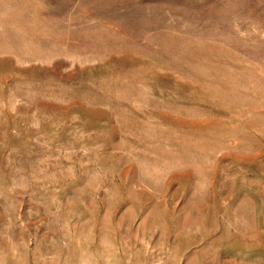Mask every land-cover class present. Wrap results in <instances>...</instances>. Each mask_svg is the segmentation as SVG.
Masks as SVG:
<instances>
[{
    "label": "rangeland",
    "instance_id": "1",
    "mask_svg": "<svg viewBox=\"0 0 264 264\" xmlns=\"http://www.w3.org/2000/svg\"><path fill=\"white\" fill-rule=\"evenodd\" d=\"M0 264H264V0H0Z\"/></svg>",
    "mask_w": 264,
    "mask_h": 264
}]
</instances>
